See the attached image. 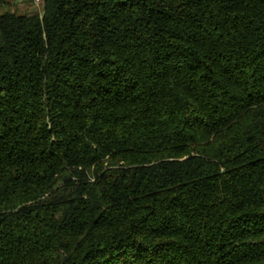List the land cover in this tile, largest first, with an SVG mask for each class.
I'll list each match as a JSON object with an SVG mask.
<instances>
[{
	"label": "trees",
	"instance_id": "obj_1",
	"mask_svg": "<svg viewBox=\"0 0 264 264\" xmlns=\"http://www.w3.org/2000/svg\"><path fill=\"white\" fill-rule=\"evenodd\" d=\"M20 1L0 264H264V0Z\"/></svg>",
	"mask_w": 264,
	"mask_h": 264
},
{
	"label": "rangeland",
	"instance_id": "obj_2",
	"mask_svg": "<svg viewBox=\"0 0 264 264\" xmlns=\"http://www.w3.org/2000/svg\"><path fill=\"white\" fill-rule=\"evenodd\" d=\"M10 3L16 6V5L21 4L22 2L20 0H6L5 3H0V10H4L5 8H7V6ZM34 9H37L38 11H40L38 8H36V6H31V10H34Z\"/></svg>",
	"mask_w": 264,
	"mask_h": 264
},
{
	"label": "built area",
	"instance_id": "obj_3",
	"mask_svg": "<svg viewBox=\"0 0 264 264\" xmlns=\"http://www.w3.org/2000/svg\"><path fill=\"white\" fill-rule=\"evenodd\" d=\"M35 4L40 8L41 0H35Z\"/></svg>",
	"mask_w": 264,
	"mask_h": 264
}]
</instances>
